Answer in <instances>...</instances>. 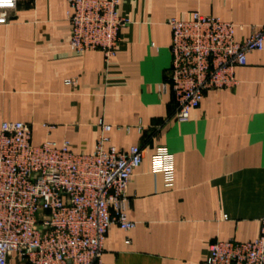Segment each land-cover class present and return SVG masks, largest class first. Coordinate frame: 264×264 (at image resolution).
<instances>
[{
  "label": "crops",
  "instance_id": "1",
  "mask_svg": "<svg viewBox=\"0 0 264 264\" xmlns=\"http://www.w3.org/2000/svg\"><path fill=\"white\" fill-rule=\"evenodd\" d=\"M118 2L130 22L109 62L100 51L71 49L69 0H36L12 11L0 25V125L25 121L36 144L69 140L75 152H89L99 120L112 124V144L140 145L143 161L128 186V217L136 227L108 231L102 264H205L215 240L249 241L261 233L264 49L249 52L247 64L236 68L235 87L208 91L180 121L164 87L172 60L167 19L195 11L217 16L235 23L243 42L264 26V0ZM159 146L173 157L172 186L153 167Z\"/></svg>",
  "mask_w": 264,
  "mask_h": 264
},
{
  "label": "built area",
  "instance_id": "2",
  "mask_svg": "<svg viewBox=\"0 0 264 264\" xmlns=\"http://www.w3.org/2000/svg\"><path fill=\"white\" fill-rule=\"evenodd\" d=\"M35 2L0 0V25L10 22L12 11ZM118 3L69 0L73 51H100L106 62L116 56L120 32L130 22L118 13ZM167 24L172 60L164 87L172 91L180 121L189 118L208 91L235 87L236 68L247 64L249 52L264 49V26L238 42L235 23L198 11L188 19L169 17ZM98 126L93 150L75 152L69 140L34 143L31 123H1L0 264L12 259L22 264H102L108 231L114 225L124 231L136 227L128 217V186L142 164L143 149L112 144L113 125L100 119ZM153 167L167 186L173 185V157L166 147H157ZM205 264H264V219L253 240L212 242Z\"/></svg>",
  "mask_w": 264,
  "mask_h": 264
},
{
  "label": "rangeland",
  "instance_id": "3",
  "mask_svg": "<svg viewBox=\"0 0 264 264\" xmlns=\"http://www.w3.org/2000/svg\"><path fill=\"white\" fill-rule=\"evenodd\" d=\"M36 132H37V140H38L41 137V135H42V131L39 130V128H37Z\"/></svg>",
  "mask_w": 264,
  "mask_h": 264
}]
</instances>
